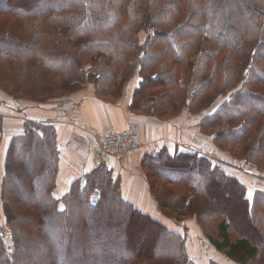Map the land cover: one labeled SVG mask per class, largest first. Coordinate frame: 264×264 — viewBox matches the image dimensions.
Instances as JSON below:
<instances>
[{"label":"trees","instance_id":"obj_1","mask_svg":"<svg viewBox=\"0 0 264 264\" xmlns=\"http://www.w3.org/2000/svg\"><path fill=\"white\" fill-rule=\"evenodd\" d=\"M135 57L131 114L166 121L187 111L213 152L264 175V0H0L7 100L60 102L89 84L116 102ZM2 121L0 112V138ZM58 156L51 124L27 121L11 138L1 181L11 238H0V264H195L184 237L125 200L103 163L55 197ZM141 167L163 216L194 218L234 264H264V189L249 198L194 150L145 154Z\"/></svg>","mask_w":264,"mask_h":264},{"label":"crops","instance_id":"obj_2","mask_svg":"<svg viewBox=\"0 0 264 264\" xmlns=\"http://www.w3.org/2000/svg\"><path fill=\"white\" fill-rule=\"evenodd\" d=\"M87 88L71 94L69 98L60 102L43 105L19 100L7 101L4 97L0 102V112L3 116L0 168L11 138L23 132L27 121L51 124L55 129L59 148L53 195L61 197L68 191L72 182L82 175L90 174L101 164L97 163L94 155L93 134L135 128L139 141L145 147L122 159H110L103 165L112 178L119 179L125 200L167 228L179 232L180 228L157 209L141 161L145 154H155L161 150H165L169 155L190 150L204 153L203 141L206 139L205 144L210 148L212 146L209 144L210 139L199 134L196 121L189 117L187 111H183L185 113L181 117L166 121L135 116L129 111L131 91H124L119 100L109 104L96 99L92 90L85 91ZM82 91L85 95L81 93ZM0 220L4 222L2 213ZM195 231L202 236L197 227ZM188 243L192 245L190 241Z\"/></svg>","mask_w":264,"mask_h":264},{"label":"rangeland","instance_id":"obj_3","mask_svg":"<svg viewBox=\"0 0 264 264\" xmlns=\"http://www.w3.org/2000/svg\"><path fill=\"white\" fill-rule=\"evenodd\" d=\"M143 37H144V35L140 34L139 35V41H142ZM138 69H139L138 62H137V58L135 57V58H133V60L131 62V72H130V75L128 77V81L123 88V92L124 91H131L132 92L133 89L136 87L137 81H138V79H137L138 78ZM89 86H91V85H89ZM85 88H87L86 85L82 90H84ZM88 88H90V89H88ZM88 88L85 91H88V90L91 91L92 90L94 93L92 86L88 87ZM123 92H122V94H123ZM81 93H83V95H85L84 91H82ZM69 96L65 95V96L59 98L58 100L67 99V98H69ZM4 97H6V96L3 95L2 93H0V102ZM95 98H96V96H95ZM7 101H9V99ZM51 102H57V101L49 100L47 102L40 103V104L43 105V104L51 103ZM106 103L113 104L115 102H106ZM184 113L185 112H181L179 115H177L175 117H181L182 114H184ZM174 118H172V119H174ZM188 135L189 134H187V136ZM205 140L206 139H204V141H203L205 146L202 145V149L205 151L204 155L210 154V156H212V157H209V158L215 159L217 161L216 163L219 164L220 166H222V168L228 174L234 175L235 177L238 178V180L243 182L244 185L247 187L249 198H251L252 193L255 191V189H261V190L264 189V175H258L257 173H255L254 170H252L250 168V166L243 165L239 161L233 160L224 151L217 150V151L213 152V148L215 146L211 143V141L208 140L209 144L212 145V146H210V148H208V146H206V144H205ZM195 151H198V150H195ZM198 153H200V151H198ZM2 171H3V162H2V167L0 168V214L2 213V206H1ZM231 202L233 203V205H236V202L234 201V199L231 200ZM0 222H1V220H0ZM175 225L180 228L179 233L185 239L187 253L190 256L191 260L195 264H209V262H211V261H215V262H218L221 264H234L233 262L227 260L221 253H217L207 243V241L204 240L205 236L202 234L201 229L198 226V223L194 218L186 217V219L182 220L181 225H177V224H175ZM195 226L199 229L202 236H199L196 233V231H195L196 227ZM188 241H190L192 243V245H188L189 244ZM114 242L115 241H113L112 243H114ZM73 254L75 255V252Z\"/></svg>","mask_w":264,"mask_h":264},{"label":"built area","instance_id":"obj_4","mask_svg":"<svg viewBox=\"0 0 264 264\" xmlns=\"http://www.w3.org/2000/svg\"><path fill=\"white\" fill-rule=\"evenodd\" d=\"M94 143V152L99 154L101 162L106 163L110 159H122L126 155L138 152L145 146L139 141L138 132L135 128L123 129L120 131H111L92 135ZM87 175L79 178V186L82 188L87 183ZM101 190L98 187L91 189L88 196V204L92 207L96 206L100 201ZM0 230H2L5 239L11 238V230L5 228L0 222Z\"/></svg>","mask_w":264,"mask_h":264},{"label":"water","instance_id":"obj_5","mask_svg":"<svg viewBox=\"0 0 264 264\" xmlns=\"http://www.w3.org/2000/svg\"><path fill=\"white\" fill-rule=\"evenodd\" d=\"M94 155L97 158V163L99 164L100 163V161H99V154L97 152H95ZM0 238L1 239H4V235H3V232L2 231H0Z\"/></svg>","mask_w":264,"mask_h":264}]
</instances>
